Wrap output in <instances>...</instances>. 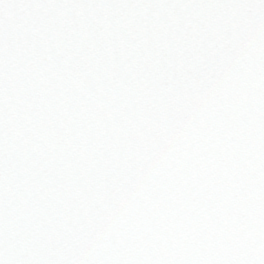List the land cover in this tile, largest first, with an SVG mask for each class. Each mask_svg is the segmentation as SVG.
Returning a JSON list of instances; mask_svg holds the SVG:
<instances>
[{
    "label": "snow or ice",
    "instance_id": "snow-or-ice-1",
    "mask_svg": "<svg viewBox=\"0 0 264 264\" xmlns=\"http://www.w3.org/2000/svg\"><path fill=\"white\" fill-rule=\"evenodd\" d=\"M0 264H264V0H0Z\"/></svg>",
    "mask_w": 264,
    "mask_h": 264
}]
</instances>
